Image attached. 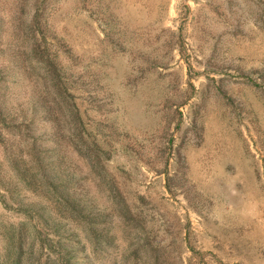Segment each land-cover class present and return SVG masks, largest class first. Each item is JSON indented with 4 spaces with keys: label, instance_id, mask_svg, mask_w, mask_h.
Here are the masks:
<instances>
[{
    "label": "rangeland",
    "instance_id": "1",
    "mask_svg": "<svg viewBox=\"0 0 264 264\" xmlns=\"http://www.w3.org/2000/svg\"><path fill=\"white\" fill-rule=\"evenodd\" d=\"M0 264H264V0H0Z\"/></svg>",
    "mask_w": 264,
    "mask_h": 264
}]
</instances>
